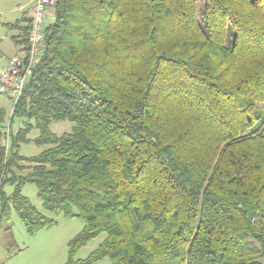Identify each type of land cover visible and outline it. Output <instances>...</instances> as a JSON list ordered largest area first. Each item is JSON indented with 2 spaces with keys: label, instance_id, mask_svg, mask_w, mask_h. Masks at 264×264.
I'll list each match as a JSON object with an SVG mask.
<instances>
[{
  "label": "trees",
  "instance_id": "1",
  "mask_svg": "<svg viewBox=\"0 0 264 264\" xmlns=\"http://www.w3.org/2000/svg\"><path fill=\"white\" fill-rule=\"evenodd\" d=\"M52 10L11 118L34 120L48 148L21 156L28 126L5 146L0 109V223L12 206L29 234L55 224L22 195L30 183L46 211L84 220L67 264H264V0Z\"/></svg>",
  "mask_w": 264,
  "mask_h": 264
},
{
  "label": "rangeland",
  "instance_id": "2",
  "mask_svg": "<svg viewBox=\"0 0 264 264\" xmlns=\"http://www.w3.org/2000/svg\"><path fill=\"white\" fill-rule=\"evenodd\" d=\"M34 0H0V55L6 53L12 56L18 52V44L14 39L25 38L22 27L27 25L25 18L33 16ZM47 16L53 19V10H48ZM48 19V22H49ZM18 54V53H17ZM0 109L6 114L3 132H6L5 146L10 145L11 134L20 129L30 127L29 143H20V154L31 158L47 149L38 146L34 139L39 135L34 120L14 117L12 120L13 102L0 94ZM73 123L65 121L51 124V130L61 135L71 132ZM8 132V133H7ZM9 149V148H7ZM15 187L11 184L4 186L7 195H11ZM22 195L27 197L36 209L45 216L55 220V224L46 227L36 234H29L18 215L11 206L7 216L0 223V264H67L69 260V243L84 228V220L79 217H66L62 213L53 214L43 207V202L37 196L35 185L27 183L21 189ZM106 235L91 240L86 246L79 249L74 260L86 259L105 239ZM93 264H110L105 258Z\"/></svg>",
  "mask_w": 264,
  "mask_h": 264
},
{
  "label": "built area",
  "instance_id": "3",
  "mask_svg": "<svg viewBox=\"0 0 264 264\" xmlns=\"http://www.w3.org/2000/svg\"><path fill=\"white\" fill-rule=\"evenodd\" d=\"M56 2L57 0H34L28 50L23 49L12 57L3 58L5 63L0 66V94L13 102V109L24 94L35 68L41 61L45 30L48 25V10L54 8Z\"/></svg>",
  "mask_w": 264,
  "mask_h": 264
},
{
  "label": "crops",
  "instance_id": "4",
  "mask_svg": "<svg viewBox=\"0 0 264 264\" xmlns=\"http://www.w3.org/2000/svg\"><path fill=\"white\" fill-rule=\"evenodd\" d=\"M48 19H49V17H47V22H48ZM53 19L51 18V16H50V19H49V22H48V24L52 21ZM22 40V38H19V39H14V41L16 42V43H19L18 44V52L17 53H20L23 49H24V45L23 44H21L20 43V41ZM16 53V54H17ZM16 54H14V55H16ZM14 55H12V56H14ZM12 56H8L6 53H2V55H0V66H2V65H4V59L3 58H9V57H12Z\"/></svg>",
  "mask_w": 264,
  "mask_h": 264
}]
</instances>
